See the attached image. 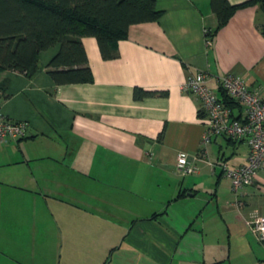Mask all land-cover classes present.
Wrapping results in <instances>:
<instances>
[{"label": "crops", "instance_id": "obj_1", "mask_svg": "<svg viewBox=\"0 0 264 264\" xmlns=\"http://www.w3.org/2000/svg\"><path fill=\"white\" fill-rule=\"evenodd\" d=\"M155 4L159 17L131 24L112 58L101 56L94 36H81L92 81L52 79L45 67L58 43L39 52L30 75L0 70L2 113L27 122L24 136L0 142V167L11 172L0 174L8 181L0 193V264L21 261L4 239L33 235L21 204L45 211L50 200L55 209L90 208H80L78 220L103 233L104 249L111 247L103 264H264V242L248 222L264 215V163L253 183L232 190L222 163H244L247 140L212 135L208 159L199 156L206 117L198 114L199 98L181 87L190 73L206 70L221 97L217 77L234 72L264 94V35L257 26L264 9L258 3L238 8L208 43L205 27L216 23L209 0ZM134 86L167 94L135 99ZM240 110L231 108L234 115ZM180 150L197 155L193 173L176 170ZM74 228L64 227L62 237L75 238ZM88 241L80 264L97 262Z\"/></svg>", "mask_w": 264, "mask_h": 264}, {"label": "trees", "instance_id": "obj_2", "mask_svg": "<svg viewBox=\"0 0 264 264\" xmlns=\"http://www.w3.org/2000/svg\"><path fill=\"white\" fill-rule=\"evenodd\" d=\"M209 3L216 18L215 25L204 30L209 41L238 8L258 3L264 9V0ZM160 12L155 0H0V70L30 75L39 66V52L58 43L45 67L52 79L58 84L92 81L81 36H94L101 56L112 58L117 54V40L128 35L131 24L156 20ZM257 26L264 35V23ZM5 86V81L0 83L2 90ZM219 90L230 108L239 105L221 87ZM166 94L165 90L141 86L132 90L135 99ZM198 114H204L201 107Z\"/></svg>", "mask_w": 264, "mask_h": 264}, {"label": "built area", "instance_id": "obj_3", "mask_svg": "<svg viewBox=\"0 0 264 264\" xmlns=\"http://www.w3.org/2000/svg\"><path fill=\"white\" fill-rule=\"evenodd\" d=\"M209 76L210 73L206 70L190 73L181 87L199 98L206 117L199 156L208 159L206 145L210 143L212 135L224 134L232 139L247 140L248 153L244 163L235 166L222 163V171L229 178L232 190L236 191L253 183L255 172L264 163V94L249 88L238 73L226 72L219 75V86L241 107L237 115H232L231 108L222 100L218 90L208 85ZM26 128L25 120L8 118L0 108V142L24 136ZM196 156L190 158L187 151L180 150L176 157V170L182 175L196 171L193 161ZM248 222L252 231L264 242V215L254 216Z\"/></svg>", "mask_w": 264, "mask_h": 264}, {"label": "rangeland", "instance_id": "obj_4", "mask_svg": "<svg viewBox=\"0 0 264 264\" xmlns=\"http://www.w3.org/2000/svg\"><path fill=\"white\" fill-rule=\"evenodd\" d=\"M10 173L9 170L0 167L1 175L6 176ZM4 183H8V181L0 179V193L3 191L1 184ZM24 197V199H28V195H25ZM23 206L24 203L21 204V208L24 210V216L25 218H29V221L26 219L25 229L29 232L30 228V230L34 231L33 235L20 239L18 242L13 241V239H4V242H6L10 248L13 247L16 250L18 257L21 260L19 264H80L81 261L85 260L81 248L84 246L88 247L87 243H90L88 239H93L95 248H90L93 250L92 252L95 260H97L99 264H103L105 259L108 260L111 247L104 249L106 242L103 240V233L92 226L90 227L87 220L83 218L78 220V217L80 218L81 215L80 208H83V211H89L90 208L81 207L82 205L80 204L76 206H71V204H61L59 209H55L51 200L45 211L38 207L31 206L25 208V206ZM143 207H147L149 210L150 207H152V204L150 203V206L143 205ZM211 207L212 206L209 205L207 211H209ZM100 213L101 212L98 210L97 214ZM40 214H43V216L41 217ZM39 216L41 218H38ZM58 218L63 223L56 225L55 220ZM38 220L41 221L40 223L43 221V231L45 234V239L43 241L37 236L38 229L41 228V225H36V221ZM77 220L79 222L82 221L85 224L87 237L79 231L80 225H75ZM74 225L76 228H74ZM70 226H73L74 228L72 233L75 237L71 240H69L67 236L62 237L61 235L63 228L66 227L67 229ZM73 252H75L74 256ZM14 263L15 262H13V264ZM219 264H227V262L225 261Z\"/></svg>", "mask_w": 264, "mask_h": 264}]
</instances>
